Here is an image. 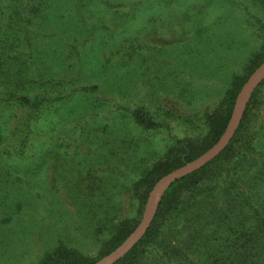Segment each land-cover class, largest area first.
<instances>
[{"label":"rangeland","instance_id":"1","mask_svg":"<svg viewBox=\"0 0 264 264\" xmlns=\"http://www.w3.org/2000/svg\"><path fill=\"white\" fill-rule=\"evenodd\" d=\"M88 1L0 0V264H40L53 252L96 263L126 221L118 248L161 177L143 203L145 172L180 140L203 139L206 112L264 62V0H161L150 8L145 0ZM37 92L43 110L14 104ZM260 97L254 138L246 139L257 154L239 162L264 155L263 85ZM141 109L155 126L135 121ZM234 163L213 167L225 186ZM198 197L160 222L137 264L208 262L226 227L213 236V200Z\"/></svg>","mask_w":264,"mask_h":264},{"label":"trees","instance_id":"2","mask_svg":"<svg viewBox=\"0 0 264 264\" xmlns=\"http://www.w3.org/2000/svg\"><path fill=\"white\" fill-rule=\"evenodd\" d=\"M93 1L96 0L91 2ZM155 1L161 3V0H151V2L145 0V2H142L146 4L147 8H150L154 7L153 2ZM162 1L167 6L176 3V0ZM140 7L141 5L133 7L132 17L136 16ZM150 16L153 17L154 12L150 13ZM258 64L259 61L254 63L253 67L255 68ZM246 77H244V80H236L219 105L210 112H206L205 122L208 133L203 139L180 140L170 146L163 156L153 162L140 180V182L143 181L145 186L142 193L143 203L153 183L160 176L201 155L219 139L230 120L236 95ZM262 85L264 86V79L258 82L251 92L238 128L226 147L213 160L189 174L175 179L165 188L159 200L155 216L145 233L133 247L111 264H137L141 258L144 243L158 235L160 222L171 218L185 198H188L186 209L190 207L191 201L195 202L196 205L199 201V194H206L207 197L213 200V209L207 215L211 218L213 226L209 228V231L213 233V236L216 235L218 226L223 225V227H226L225 243L220 247L218 245L211 247L212 250L208 253L207 258L209 259L206 264H264V205L260 204L264 203V155L257 159L256 163L239 162V158L247 153L250 155L257 154L256 148L253 145H247L249 141L246 139L247 137L254 138L252 133L255 131V127L258 126L257 116ZM41 95L37 92L33 98L21 97L20 101H15L14 104L23 106V109L32 108V113L33 111H41L45 106ZM133 116L135 121L142 127L151 128L156 124L143 109L135 110ZM27 122H23V125L29 128L31 124ZM206 143L209 144L206 145ZM243 144H246L245 147H243ZM241 147L245 149H241ZM262 147L264 149V143ZM241 152L242 154H240ZM232 161L235 162L234 168L236 171L231 174L230 181L225 186L223 185V183L225 184L224 180L221 179V172L215 171V168L224 162ZM244 163L248 164V169L240 173L243 169L241 166ZM214 165L215 168H213ZM214 172H218V177L212 180ZM208 177L213 183L204 192L200 189V186L203 180ZM258 185L261 188L259 193H257ZM199 213L200 211L196 214L197 218L202 217V214ZM188 221L190 222V220ZM126 223V221L119 223L114 236L106 243L107 248L102 251L101 256L113 252L129 234L130 230H127ZM173 254L175 256V250H173ZM94 262L95 259L79 255L59 258L57 253L54 254L53 252L44 258L40 264H93Z\"/></svg>","mask_w":264,"mask_h":264},{"label":"water","instance_id":"3","mask_svg":"<svg viewBox=\"0 0 264 264\" xmlns=\"http://www.w3.org/2000/svg\"><path fill=\"white\" fill-rule=\"evenodd\" d=\"M263 77L264 62H262L253 70V72L249 75V77L237 93L230 120L219 140L208 151L200 155L195 160L188 162L185 165L180 166L161 176L154 184L150 194L147 197L145 212L139 226L118 248H116L113 252L101 258L94 264H111L115 260L123 256L138 241V239L145 233V231L149 227L156 211L157 200L163 192L164 188L175 179L187 175L190 172L202 167L220 153V151L225 147V145L229 142L232 135L234 134L251 91ZM161 187L162 190L160 195L157 199L154 198V195Z\"/></svg>","mask_w":264,"mask_h":264},{"label":"bare ground","instance_id":"4","mask_svg":"<svg viewBox=\"0 0 264 264\" xmlns=\"http://www.w3.org/2000/svg\"><path fill=\"white\" fill-rule=\"evenodd\" d=\"M245 99V98H244ZM161 190H162V187L157 191V193L154 195V198H158V196L160 195L161 193Z\"/></svg>","mask_w":264,"mask_h":264}]
</instances>
